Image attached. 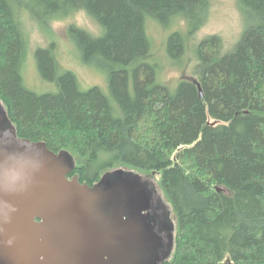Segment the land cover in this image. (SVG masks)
I'll return each instance as SVG.
<instances>
[{
	"label": "trees",
	"instance_id": "obj_1",
	"mask_svg": "<svg viewBox=\"0 0 264 264\" xmlns=\"http://www.w3.org/2000/svg\"><path fill=\"white\" fill-rule=\"evenodd\" d=\"M238 7V41L225 48L219 35L203 38L191 77L171 90L147 24L184 21L186 31L166 44L180 64L210 0H0V101L17 135L68 151L89 184L111 169L158 174L175 222L166 264H264V0ZM81 11L102 32L71 24L69 36L83 60L104 70L108 90L82 89L74 72H60L52 42L34 56L55 89H29L23 17L49 30Z\"/></svg>",
	"mask_w": 264,
	"mask_h": 264
},
{
	"label": "water",
	"instance_id": "obj_2",
	"mask_svg": "<svg viewBox=\"0 0 264 264\" xmlns=\"http://www.w3.org/2000/svg\"><path fill=\"white\" fill-rule=\"evenodd\" d=\"M16 138L0 101V149L16 141L21 148L15 155L0 152V264H101L105 256L125 254L123 241L135 240L143 215L139 211L124 220L123 206L147 201L140 177L118 168L105 172L94 186L68 181L65 176L74 168L68 151L53 153L43 142ZM90 200L115 204L113 229L102 230L85 216L76 223L69 220L73 202ZM34 217L46 227H37Z\"/></svg>",
	"mask_w": 264,
	"mask_h": 264
},
{
	"label": "rangeland",
	"instance_id": "obj_3",
	"mask_svg": "<svg viewBox=\"0 0 264 264\" xmlns=\"http://www.w3.org/2000/svg\"><path fill=\"white\" fill-rule=\"evenodd\" d=\"M23 18L29 37V47L24 61L23 75L26 86L29 89L37 93H44L55 89L52 83L42 78L34 56L35 48L47 47V45L52 42V48L60 72L65 70L74 72L82 89L97 85L104 90H108L107 75L104 70L83 60L79 50L68 33L69 26L73 24L90 33L99 35L102 30L95 20L81 11L54 20L49 25V30H45L39 28L27 15ZM244 27L245 20L239 10L238 0H210L207 20L195 34L189 38L183 62L174 65L175 63L173 64L167 57V38L174 31H186V24L183 20H179L177 23L170 26H161L154 21L148 22L147 32L153 42L156 60L161 66L159 78L163 83L170 86L171 90H174L181 78L191 77L195 57L193 48L199 41L210 35H219L223 41L224 47L230 48L238 41ZM136 172L145 175L144 172ZM154 181L156 184L159 183L158 174L155 175ZM159 191L164 200H166L163 192L161 190Z\"/></svg>",
	"mask_w": 264,
	"mask_h": 264
},
{
	"label": "flooded vegetation",
	"instance_id": "obj_4",
	"mask_svg": "<svg viewBox=\"0 0 264 264\" xmlns=\"http://www.w3.org/2000/svg\"><path fill=\"white\" fill-rule=\"evenodd\" d=\"M17 138H20L17 135ZM16 138V139H17ZM22 139V138H20ZM47 149L50 150L48 147ZM20 144L18 141L14 145H7L0 149V152H7L15 155L20 152ZM53 153H57L52 151ZM76 162L74 160V168L66 174V180L73 181L77 179L80 184H87L94 186L99 182L101 176L105 172H111L115 169H111L103 172L100 177L93 183L81 181L79 174L75 172ZM126 171H132L140 177L139 184L143 185L141 189L144 193L147 201L134 200V204L123 206V209L127 212L123 215V219L130 218L134 213L143 215L142 221L139 223L141 231L135 234V240L123 241L125 254L115 255L112 257L105 256L101 260V264H166L173 251L174 237H175V222L172 217V211L169 204L164 200L159 190V183H155V172L145 173V175L136 172L132 169H124ZM126 202V200H121ZM114 203H110L107 206H99L96 201L90 200L85 202H73L72 211L69 214V220L74 223L79 222L85 216L87 221L93 220L100 229H113L116 221V206ZM33 222L37 227L45 228L46 224L42 218L34 217ZM69 222V221H68ZM41 235L38 233V236ZM49 251L50 249L44 248ZM5 264H15L10 260H7Z\"/></svg>",
	"mask_w": 264,
	"mask_h": 264
}]
</instances>
